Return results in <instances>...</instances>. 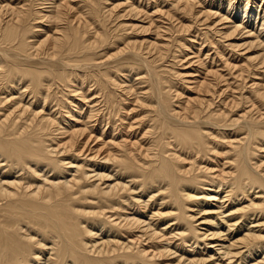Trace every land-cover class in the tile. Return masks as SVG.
Returning a JSON list of instances; mask_svg holds the SVG:
<instances>
[{
  "label": "bare ground",
  "instance_id": "1",
  "mask_svg": "<svg viewBox=\"0 0 264 264\" xmlns=\"http://www.w3.org/2000/svg\"><path fill=\"white\" fill-rule=\"evenodd\" d=\"M0 264H264V0H0Z\"/></svg>",
  "mask_w": 264,
  "mask_h": 264
}]
</instances>
